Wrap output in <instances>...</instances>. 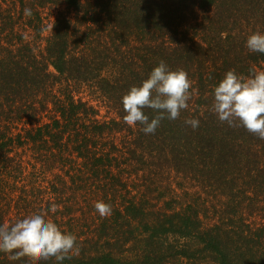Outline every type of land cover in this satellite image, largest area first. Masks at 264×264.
<instances>
[{"label": "trees", "instance_id": "trees-1", "mask_svg": "<svg viewBox=\"0 0 264 264\" xmlns=\"http://www.w3.org/2000/svg\"><path fill=\"white\" fill-rule=\"evenodd\" d=\"M257 30L264 0H0V225L43 210L77 236L63 264H264V139L212 109L226 72L264 68ZM161 60L191 99L145 134L122 97Z\"/></svg>", "mask_w": 264, "mask_h": 264}, {"label": "clouds", "instance_id": "clouds-1", "mask_svg": "<svg viewBox=\"0 0 264 264\" xmlns=\"http://www.w3.org/2000/svg\"><path fill=\"white\" fill-rule=\"evenodd\" d=\"M24 15L30 17L32 10L25 8ZM245 47L250 52L264 54V32L257 30L249 34ZM191 87L186 71L173 70L161 60L146 79L132 86L122 97L126 113L124 122L129 126L139 123L145 134H154L161 121L175 120L188 108ZM145 108L155 113L151 119L144 113ZM212 109L221 122L231 125L239 121L249 133L264 139V68L250 69L247 77L238 75L235 70L226 72L213 86ZM185 124L195 130L200 120L187 119ZM94 207L100 216L111 213V205L103 201H96ZM56 209L57 205L51 204L48 211L55 212ZM74 251H78L77 236L62 231L43 210L26 214L10 226L0 225V252L11 254L10 260L55 258L57 264H63Z\"/></svg>", "mask_w": 264, "mask_h": 264}, {"label": "rangeland", "instance_id": "rangeland-1", "mask_svg": "<svg viewBox=\"0 0 264 264\" xmlns=\"http://www.w3.org/2000/svg\"><path fill=\"white\" fill-rule=\"evenodd\" d=\"M104 114H105V112L103 111V112H102V115H104Z\"/></svg>", "mask_w": 264, "mask_h": 264}]
</instances>
